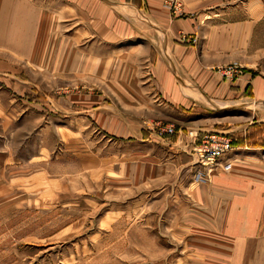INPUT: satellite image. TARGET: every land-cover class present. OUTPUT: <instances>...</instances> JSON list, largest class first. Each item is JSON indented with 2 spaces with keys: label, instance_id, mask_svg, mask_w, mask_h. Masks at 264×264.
Segmentation results:
<instances>
[{
  "label": "crops",
  "instance_id": "crops-1",
  "mask_svg": "<svg viewBox=\"0 0 264 264\" xmlns=\"http://www.w3.org/2000/svg\"><path fill=\"white\" fill-rule=\"evenodd\" d=\"M221 1L183 0L173 14L162 0H0V75L42 94L54 85L57 65L65 75L77 57L80 72L94 73L102 85L91 105L70 97L65 112L93 110L107 139L142 143L141 153L163 160L167 175H182L161 195L166 210L177 209L175 229L165 226V234L179 239L208 224L212 255L218 246L223 264L233 256L239 264H264V76L246 64L258 19L225 18ZM234 61L242 74L225 76ZM161 124L175 133L162 134ZM206 131L233 140L207 174L192 160ZM197 172L205 181L194 180ZM180 207L187 209L183 221ZM167 217L173 215L165 213L161 225Z\"/></svg>",
  "mask_w": 264,
  "mask_h": 264
},
{
  "label": "rangeland",
  "instance_id": "rangeland-1",
  "mask_svg": "<svg viewBox=\"0 0 264 264\" xmlns=\"http://www.w3.org/2000/svg\"><path fill=\"white\" fill-rule=\"evenodd\" d=\"M35 1L47 6L52 0ZM222 1L217 8L228 10L225 18L257 16L246 64L264 76V0ZM234 64L242 74L236 61L223 70ZM58 66L54 85L40 87L42 94L23 92L21 85L29 83L0 75V264H223L218 246L212 255L208 224L179 239L165 234V226L175 229L177 215L175 208L165 209L161 195L182 175H167L163 160L141 153L142 143L107 139L93 110L80 113L89 108L72 106L65 112L70 97L91 105L102 81L80 72L77 57L65 75L64 65ZM192 154L205 174L218 166V159L201 164ZM205 174L193 178L205 181ZM185 211L178 209L179 220ZM167 212L173 218L161 225ZM232 264H239L234 256Z\"/></svg>",
  "mask_w": 264,
  "mask_h": 264
},
{
  "label": "built area",
  "instance_id": "built-area-1",
  "mask_svg": "<svg viewBox=\"0 0 264 264\" xmlns=\"http://www.w3.org/2000/svg\"><path fill=\"white\" fill-rule=\"evenodd\" d=\"M163 4L167 6L171 13L176 14L181 11L183 0H162ZM225 75L238 77L241 75V67L237 64L228 66L225 71ZM159 131L162 134H173L174 126L166 125L161 126ZM233 149V142L226 134L218 131H206L203 133L199 143L193 148L195 158L201 164H213L222 155L230 152Z\"/></svg>",
  "mask_w": 264,
  "mask_h": 264
},
{
  "label": "trees",
  "instance_id": "trees-1",
  "mask_svg": "<svg viewBox=\"0 0 264 264\" xmlns=\"http://www.w3.org/2000/svg\"><path fill=\"white\" fill-rule=\"evenodd\" d=\"M264 130L259 132V135H264Z\"/></svg>",
  "mask_w": 264,
  "mask_h": 264
}]
</instances>
